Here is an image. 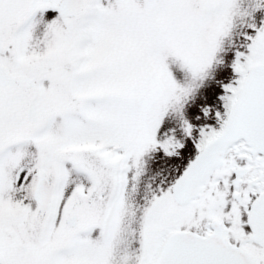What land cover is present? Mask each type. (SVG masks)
<instances>
[{
    "label": "snow or ice",
    "instance_id": "obj_1",
    "mask_svg": "<svg viewBox=\"0 0 264 264\" xmlns=\"http://www.w3.org/2000/svg\"><path fill=\"white\" fill-rule=\"evenodd\" d=\"M0 264H264V0H0Z\"/></svg>",
    "mask_w": 264,
    "mask_h": 264
}]
</instances>
